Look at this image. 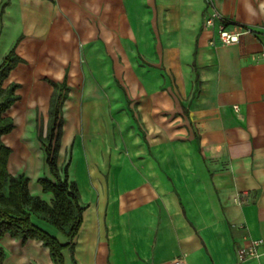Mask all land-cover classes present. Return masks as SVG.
Here are the masks:
<instances>
[{
	"label": "crops",
	"instance_id": "0c3cea01",
	"mask_svg": "<svg viewBox=\"0 0 264 264\" xmlns=\"http://www.w3.org/2000/svg\"><path fill=\"white\" fill-rule=\"evenodd\" d=\"M82 1L0 0V58L15 46L23 60L7 79L21 88L27 75L39 86L46 71L30 61L68 26L86 49L71 53L73 75L137 84L142 135L127 157L90 163L74 178L87 197L70 243L48 222L31 221L69 243L63 264H264V0ZM212 11L248 31L219 44L216 24L203 27ZM46 193L38 197L50 204ZM6 237L4 264H53L39 240ZM252 240H261L258 255L239 261L237 248Z\"/></svg>",
	"mask_w": 264,
	"mask_h": 264
},
{
	"label": "rangeland",
	"instance_id": "374dc122",
	"mask_svg": "<svg viewBox=\"0 0 264 264\" xmlns=\"http://www.w3.org/2000/svg\"><path fill=\"white\" fill-rule=\"evenodd\" d=\"M77 2L83 3L82 0ZM78 13L82 14V9ZM65 28L64 36L52 43H46L45 48L40 50L42 59L30 61L36 72L46 71L42 72L43 76H40L42 82L40 84L45 86L40 84L36 87L31 86L30 80L28 81L30 77L23 76V86L13 91L17 99L3 114L14 125L9 133L0 137L9 149L7 170L11 175L23 173L28 177L29 191L39 197L43 196L42 199L47 193L42 191L38 178L47 177L54 181L48 165L45 164V153L39 139L46 137L49 128V103L54 93L62 96L59 113L62 126L57 164L61 175L63 167L69 164L67 174L71 180L80 179L84 168L90 163L100 160L108 161L115 157H127L131 151V141L136 137L141 139L142 135L139 118L134 111L138 103L137 84L130 80L121 81L119 75L117 79L111 77L110 82L97 83H91L89 79L86 80L87 83H84L82 74L73 75L71 69L75 63V57L72 58L71 53H74L77 48L81 55L86 49L84 41L80 39L77 41L73 36L70 39L69 27ZM6 48L7 40L4 39L0 42V53ZM111 57L115 59L116 56L112 53ZM82 60L84 57L80 56L78 60L80 64ZM62 64L64 65L61 71ZM103 73L96 69L94 77H101ZM132 73L129 72V76L135 78ZM15 76L20 78L18 73H14ZM11 82L16 80L7 78L4 80L2 92ZM164 88H167V84L161 86L162 90H165ZM170 115V112L164 115L167 122L172 120ZM83 192V198L79 194L80 205L87 197V192L85 190ZM6 235L11 237L7 233L0 237V247L4 252L2 264L6 262L8 254ZM51 261L55 264L52 258Z\"/></svg>",
	"mask_w": 264,
	"mask_h": 264
},
{
	"label": "trees",
	"instance_id": "16d2710c",
	"mask_svg": "<svg viewBox=\"0 0 264 264\" xmlns=\"http://www.w3.org/2000/svg\"><path fill=\"white\" fill-rule=\"evenodd\" d=\"M15 46L0 61V137L13 129V123L3 114L8 110L13 101L17 99L13 95L16 82H11L2 92V84L17 63L23 60L14 52ZM55 85V84H53ZM62 96L54 95L49 103V128L45 138H39L44 150L45 164L53 176V180L43 177L38 178L42 191L52 193L51 203L41 200L28 190V178L23 173L15 176L9 174L6 166L9 155L8 147L0 138V237L7 233L11 237L20 238L23 242L35 238L41 241L50 252L55 264H63L62 248L67 246L75 237L81 223L85 206L78 202L79 192L76 182L68 177L67 164L62 169L57 164V154L61 134L62 121L59 117ZM48 222L69 239V243H59L55 236L44 231L34 222L31 216ZM4 259V252L0 247V264Z\"/></svg>",
	"mask_w": 264,
	"mask_h": 264
},
{
	"label": "built area",
	"instance_id": "2783aa9c",
	"mask_svg": "<svg viewBox=\"0 0 264 264\" xmlns=\"http://www.w3.org/2000/svg\"><path fill=\"white\" fill-rule=\"evenodd\" d=\"M207 3H210V0H205ZM216 24L217 30V40L221 45H232L238 42L239 36L241 34L246 33L248 30L240 25L231 26L230 23L217 12L212 11L205 15L203 20V27L209 28ZM214 43L211 40V44ZM237 203H241V199L239 197H235L233 199ZM261 240H252L250 244L246 245V247H238L236 250V257L239 261H243L248 257L257 256L258 255V247L260 246ZM172 264H186L182 258H175Z\"/></svg>",
	"mask_w": 264,
	"mask_h": 264
}]
</instances>
